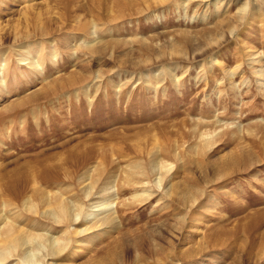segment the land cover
Listing matches in <instances>:
<instances>
[{"label": "rangeland", "instance_id": "obj_1", "mask_svg": "<svg viewBox=\"0 0 264 264\" xmlns=\"http://www.w3.org/2000/svg\"><path fill=\"white\" fill-rule=\"evenodd\" d=\"M260 70L264 0H0L2 234L70 239L27 258L43 264H264ZM154 153L160 184L129 183ZM104 167L123 187L118 227L40 218L35 191L74 196Z\"/></svg>", "mask_w": 264, "mask_h": 264}, {"label": "bare ground", "instance_id": "obj_2", "mask_svg": "<svg viewBox=\"0 0 264 264\" xmlns=\"http://www.w3.org/2000/svg\"><path fill=\"white\" fill-rule=\"evenodd\" d=\"M31 66L36 68L37 65L35 66V63H34ZM259 73L264 79V72L260 70ZM156 155H157L156 153L150 155V159L148 160V165L146 167L143 168L140 162L136 166H134V168L137 171L133 174L131 173L128 175V179H129L128 182L130 180H133L134 176H137V179L136 180L134 179L135 183L139 182V183H142V185H144L143 183L148 182L147 180L148 173H151V174H158V177L156 178L157 179L156 184L158 183L159 185L162 179V175L164 176L165 175L164 173H167L168 170L166 172V170L164 169L165 163L164 161H162L163 159H160ZM93 171L94 169L93 170L88 169L86 172H83L82 177L79 176L82 184L85 181L87 183L83 184V186L79 189V191L73 194L74 196H71V197L63 196L62 197L61 195H64L63 192H58V193L56 192L57 194H52L49 191H39V190L35 191V195L31 197L35 198L36 195L40 196L39 199L41 203L43 204V206L45 207V208H42L43 211H41L40 213V216H41L40 218H43L44 220L48 222L54 221V222L65 223L67 225L66 227H69L71 223L72 224H75V223L78 224L80 222L85 223V226L73 231V233L75 234L84 233L86 231H89L90 228L91 229L94 228V230H97V232L98 231L108 232V230H110L111 228L115 229L116 227H118V218L121 214L120 211H122L123 208H127L125 207V205L121 204L120 208L117 207L118 209H116L117 204L120 203L118 201L119 199L118 195L120 193V190L123 187L122 185L116 186V187L114 186L117 175H113L114 172L112 171L110 172L107 171V167H104L103 169L97 171L96 176L92 175ZM130 172L132 171L130 170ZM144 191H147V189L146 190L143 189L142 193ZM149 193L150 192L143 193L145 195L141 199L142 202H144L145 200H148V198L152 196V193L150 194ZM165 193L169 195L171 193V188L168 187ZM178 195H179L177 196L178 203L179 204L184 203L185 195L181 192ZM137 196L140 197V195H137ZM24 197H22V199ZM31 197H26L23 199L22 208L20 209H26V210H31V211L35 209V206L32 203ZM0 204H1L0 205L1 208L6 207V206L8 208L9 206H11L10 204H7L5 202H2ZM114 205H115V208H114ZM78 218L80 219L79 222H77ZM87 219L89 220L92 219L91 220L92 223L90 225H86V222L88 221ZM6 224L7 225L5 226L7 228H6L5 233L2 234L3 231L0 230L1 231L0 235L4 237L5 239V242H3V244L0 245V262H2L1 260H3L6 256L13 255L14 253H16L19 259L24 257L26 261L25 260H21V261H25L27 264H30V263L31 264H43L42 260L44 259H40L38 262H33L31 260L29 261L30 258L29 259L27 258L31 257L32 255H35L39 250L38 248H41V249L45 248L47 250V253H45L44 255L45 257L47 256L50 258L56 257L62 252H64L66 248V243L70 241V239L68 238L65 240L61 239L62 240L61 242L62 244H61L60 238H57L56 236L52 235L53 233L51 232V229H50L51 226L50 228H46L42 232L40 231V233H35L36 231L34 232L33 230H31L33 232L31 231L27 232V231L22 230L21 228L17 229L11 221L6 222ZM50 224L53 225V223H50ZM1 228L2 226H0V229ZM15 233L16 235L13 236V234ZM94 236L95 235H93L92 237Z\"/></svg>", "mask_w": 264, "mask_h": 264}]
</instances>
